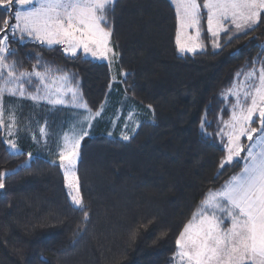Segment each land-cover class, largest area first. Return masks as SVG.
Here are the masks:
<instances>
[{
    "label": "trees",
    "instance_id": "obj_1",
    "mask_svg": "<svg viewBox=\"0 0 264 264\" xmlns=\"http://www.w3.org/2000/svg\"><path fill=\"white\" fill-rule=\"evenodd\" d=\"M10 18L0 11V27ZM108 19L124 73L115 90L146 109L147 120L129 140L101 133L108 122L98 121L81 142L77 176L87 220L70 202L59 165L29 158L27 139L25 150L11 152L0 131V172L9 173L0 189V264H171L175 240L205 194L243 165L220 170L227 141L217 133L230 116L221 94L261 59L264 21L240 35L221 34L216 50L202 8L205 50L180 55L170 0H116ZM9 47L19 70L31 71L39 55L74 73L93 111L110 97L106 63L17 37Z\"/></svg>",
    "mask_w": 264,
    "mask_h": 264
},
{
    "label": "snow or ice",
    "instance_id": "obj_2",
    "mask_svg": "<svg viewBox=\"0 0 264 264\" xmlns=\"http://www.w3.org/2000/svg\"><path fill=\"white\" fill-rule=\"evenodd\" d=\"M171 3L175 8V43L180 55L205 50L201 38L202 8L206 10L213 49L221 47V33H245L264 21V0H204L203 5L198 0H171ZM115 4L116 0H0V11L15 20L10 23L4 19L0 27V33L8 30L0 38V128L6 127L9 136L16 132L14 110L5 125V94L36 102L44 100L53 106L71 104L78 110L71 130L62 137L58 159L68 197L80 211L85 208L77 176L81 142L90 135L103 106L96 111L89 108L75 74L56 68L39 55L31 71L19 70L15 60L9 62V56L16 55L9 40L18 36L21 42L28 39L48 49L59 45L73 57L82 50L86 57L106 60L111 65L117 53L111 46L108 14L114 11ZM258 61L259 57L253 64ZM259 62V69L253 67L251 71L237 73V80L223 97L234 100L230 118L222 121L223 127L217 133L222 142L225 138L227 141L220 170L242 160L241 171L220 188L209 190L184 224L175 240L176 264H264V61ZM33 83L34 93L29 91ZM132 117L130 112L129 119ZM256 123L259 127L252 126ZM206 124V119L202 120V132ZM40 132L45 135V128L41 127ZM245 137L247 144L242 143ZM122 138L130 139L123 133ZM4 142L11 152L19 151L14 140ZM7 175L0 172V189L5 187ZM88 216L84 211L85 220Z\"/></svg>",
    "mask_w": 264,
    "mask_h": 264
},
{
    "label": "rangeland",
    "instance_id": "obj_3",
    "mask_svg": "<svg viewBox=\"0 0 264 264\" xmlns=\"http://www.w3.org/2000/svg\"><path fill=\"white\" fill-rule=\"evenodd\" d=\"M205 12H206V10H205ZM10 23H15L14 17L10 18ZM229 27H231V26H229ZM205 28L207 31V24H206ZM5 34H8L7 29L5 30L4 35ZM221 34H223V33H221ZM233 34L234 35H240L243 33L233 32ZM208 35L210 36L209 33H208ZM10 38H12V37H10ZM17 38H18V36H17ZM26 41L32 42L28 39H25L22 42H26ZM202 41L205 45L203 38H202ZM32 43H35V42H32ZM111 46H112V42H111ZM210 46L212 48V40L211 39H210ZM60 47H62V46H60ZM62 49H63V47H62ZM261 49H264V43H263ZM79 54H81L84 58H88V59H91V60H94L97 62L106 63L109 67V71H110V75H111V84L109 87L110 97L106 98L105 102L103 103L102 115H101V117H99L95 120L93 126L98 121H107L109 130L104 128V129H102L103 131L101 133H104L105 135L111 136V137L117 136L121 139H123L122 133L126 134L130 137L136 131L137 123L139 124L140 122L147 120V116L144 114V113H146V109L135 105L133 102H131L129 100V97L127 95L121 96L120 94H117V90H115L116 88L114 86H115V84L120 83V81L124 75H122L123 72H121L119 70V68L117 67L116 58L113 59L112 64L109 65L108 61H106V60H95V59H92L90 57H86L83 54L82 50L79 52ZM259 61H264V52H263V55ZM260 66H261L260 62H258V64L255 66V68L259 69ZM252 69L253 68L242 71L241 73L251 71ZM242 78L243 77L241 76V79ZM236 80H237V77H236ZM29 91L32 93L35 92V83H33V85L29 88ZM226 93H227V91H225L221 94V97L223 100H225L223 97ZM225 102H226V105L229 107V111H230L231 105L234 102V100L232 98H229V99L225 100ZM3 106H4V110H5V112H4L5 125H7V123L9 122V116L13 110H14L15 116H16V132L14 135L9 136L6 127L0 128V131L3 134L5 141L11 139V140H14L15 143L17 144V148L19 149V151L13 152V153H19V152H22L23 150H25L21 147L25 145L24 140L27 139V142L31 146V148H28L30 150V153L32 154L31 157L32 156H39V157H42V158L48 160L51 163H53V161H55V164L59 165L58 149H59V146L62 144V137H63L65 132L71 130L72 125L74 123V120L76 119V113L78 110L73 108L71 106V104L53 106L44 100H40V101L36 102V101H33L31 99H28V98H21L18 96L13 97V96H9L7 94H5V96L3 98ZM130 112L133 114L132 119H129V113ZM229 118H230V116H229ZM255 119L258 121V116L255 117ZM93 126L90 129V135H93V133L96 132V130L93 129ZM256 126L259 127V124L257 123ZM41 127L45 128V130H46L45 135L41 134V132H40ZM77 127H79V125H77ZM84 127H87V125H84ZM221 127H223V123H222ZM133 129H135V131H133ZM109 132H111L112 135H109ZM242 143H244V144L248 143L246 137L242 138ZM8 148H9V146H8ZM61 171H62V169H61ZM62 173H63V171H62ZM65 190H66L67 195H68V189L66 187H65ZM225 226H227V225H225ZM171 264H176V261L173 259Z\"/></svg>",
    "mask_w": 264,
    "mask_h": 264
},
{
    "label": "crops",
    "instance_id": "obj_4",
    "mask_svg": "<svg viewBox=\"0 0 264 264\" xmlns=\"http://www.w3.org/2000/svg\"><path fill=\"white\" fill-rule=\"evenodd\" d=\"M242 166H243V165H242ZM241 168H242V167H241ZM240 171H241V169H240L237 173H239ZM237 173H236V174H237ZM226 225H227V224H226Z\"/></svg>",
    "mask_w": 264,
    "mask_h": 264
}]
</instances>
